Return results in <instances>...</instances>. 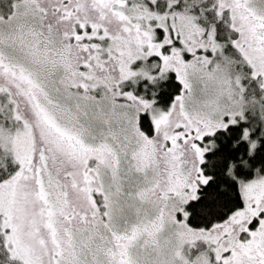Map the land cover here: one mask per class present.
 <instances>
[{
    "label": "snow or ice",
    "instance_id": "obj_1",
    "mask_svg": "<svg viewBox=\"0 0 264 264\" xmlns=\"http://www.w3.org/2000/svg\"><path fill=\"white\" fill-rule=\"evenodd\" d=\"M0 264H264V0H0Z\"/></svg>",
    "mask_w": 264,
    "mask_h": 264
}]
</instances>
